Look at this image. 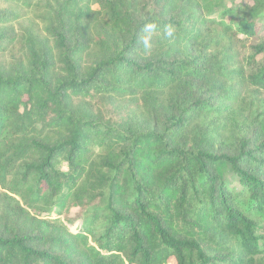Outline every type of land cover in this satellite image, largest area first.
<instances>
[{
	"label": "trees",
	"instance_id": "trees-1",
	"mask_svg": "<svg viewBox=\"0 0 264 264\" xmlns=\"http://www.w3.org/2000/svg\"><path fill=\"white\" fill-rule=\"evenodd\" d=\"M262 11L0 0V264H264Z\"/></svg>",
	"mask_w": 264,
	"mask_h": 264
},
{
	"label": "rangeland",
	"instance_id": "rangeland-1",
	"mask_svg": "<svg viewBox=\"0 0 264 264\" xmlns=\"http://www.w3.org/2000/svg\"><path fill=\"white\" fill-rule=\"evenodd\" d=\"M235 2L240 3V0H235ZM227 6L233 7V4L231 2H228ZM260 17H261V20L264 21V11H262V13L260 14ZM248 18H249L248 12H245V13L238 12L235 14V17L233 18V23L237 25L239 22L246 20ZM229 20L230 19H227V22ZM250 45H251V43H245V42L243 43V55L246 57L249 56V54H250V48H249ZM23 58H24V51L20 45H16L15 47L11 48L9 51H7L5 53L0 52V64H2V65H11V64H14V63L22 60ZM262 59L264 61V58H262ZM262 95H263L262 97L264 99V93ZM261 104H263V103H261ZM110 115H112V113H110ZM61 169H63L65 171L66 170V164H63L61 166ZM226 177H227V179L232 180L233 174L230 171H228L226 173ZM78 213H79V211H77V210L73 211L72 216L76 217L78 215ZM53 216H55V215H53ZM260 226L262 229L261 233L264 235V220L263 219L260 220ZM73 230H75V227H73Z\"/></svg>",
	"mask_w": 264,
	"mask_h": 264
}]
</instances>
